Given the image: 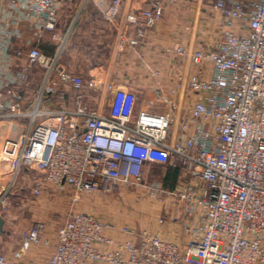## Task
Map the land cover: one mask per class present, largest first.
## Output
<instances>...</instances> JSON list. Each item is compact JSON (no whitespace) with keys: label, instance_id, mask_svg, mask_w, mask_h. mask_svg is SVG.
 <instances>
[{"label":"built area","instance_id":"2783aa9c","mask_svg":"<svg viewBox=\"0 0 264 264\" xmlns=\"http://www.w3.org/2000/svg\"><path fill=\"white\" fill-rule=\"evenodd\" d=\"M62 1L0 0V126L15 132L0 140V160L13 172L36 173L34 196L46 184L70 188L72 202L83 192L142 186L164 209L139 230L69 211L47 264H264V0H214L225 28L213 46L166 50L188 55L195 71L178 74L167 92L155 90L165 110L136 109L135 92L115 88L107 114L91 109L83 92L93 80L65 71L38 46L47 33L60 40ZM174 1L148 0L129 11L134 37L121 42H141ZM121 4L109 0L103 15L113 18ZM34 66L41 74L31 90ZM189 92L195 98L184 105L179 93ZM52 95L59 107L41 108ZM154 164L180 169L173 187L148 179ZM10 208L6 187L3 220ZM45 230L34 221L20 237L47 245ZM0 264L20 262L0 253Z\"/></svg>","mask_w":264,"mask_h":264},{"label":"crops","instance_id":"0c3cea01","mask_svg":"<svg viewBox=\"0 0 264 264\" xmlns=\"http://www.w3.org/2000/svg\"><path fill=\"white\" fill-rule=\"evenodd\" d=\"M213 1L175 0L172 3L165 2L162 18L147 31L141 42L135 46H129L127 42H121V38L134 37V28L127 23L125 16L131 10L146 7L148 0H122L118 12L111 19H107L103 15L109 0H63L57 23L60 40H53L47 33L38 46L46 56L56 57L57 64L65 71L80 76L84 82L89 80L95 82L94 88L84 85L83 92L91 109H95L98 113L107 114L115 88L134 91L138 97L136 109L161 112L165 110V106L156 103L155 90L161 88L167 92L174 85L178 74L195 71L189 62L188 55L180 57L173 52L168 53L166 50L176 43L188 52L197 48L207 50L213 46L216 36L225 28L221 16L212 9ZM31 74L33 75L31 90H34L40 81L41 69L34 66L31 69ZM65 93L68 96L67 90ZM193 98H195L193 93H186L184 98L179 93V99L184 105H187ZM25 103L26 101L23 102V104ZM58 104L60 102L57 95H52L43 99L40 107L54 110L59 107ZM63 105H67L68 109L71 108L68 99L63 102ZM14 133L7 131L3 125L0 126V140L7 134L14 135ZM5 163L0 160V169L2 170L1 167L4 169L1 173L7 171ZM156 166L160 165H153V167ZM161 167L165 168V166ZM13 174V183L9 185L5 182V177L2 180L0 178V190L9 187L11 204L18 198L19 201H22L20 202L22 206L19 209L30 206V201L22 200L23 196L19 193L20 191L18 192V190L24 189L16 186L12 190V186L13 184L18 185L20 178H26L25 176L30 174L31 177L27 184L31 187L30 193L32 194L36 173L21 169ZM16 176H19L18 181H16ZM50 188L53 186L46 184L43 189L49 190ZM119 195L122 200L127 197L130 202H125L122 207L117 206L116 210L106 209L108 216H98L116 226L126 225L139 230L147 227L164 209L163 205L157 203V207L153 210L149 206L150 198H147V200L139 201V206L137 209L135 208L138 214L135 216L129 209L130 203H133V197L124 194V192ZM50 197L51 194H43L42 199L31 210L39 208L41 214L38 216H42L44 219L55 216L53 213L63 215L65 211H68L67 208V210H53L48 204ZM33 213L28 221L24 220L25 228L34 221L45 222L34 218L37 212ZM45 213L50 215L46 217ZM21 219L22 217L19 218V223H21ZM6 220L7 218L4 219V232L0 234V253L17 258L20 264H47L56 243V236L49 230H45V237L49 242L47 245L25 244L20 237L5 242L8 234L5 230ZM110 234L115 239L127 237L126 234L119 232L111 231Z\"/></svg>","mask_w":264,"mask_h":264},{"label":"rangeland","instance_id":"374dc122","mask_svg":"<svg viewBox=\"0 0 264 264\" xmlns=\"http://www.w3.org/2000/svg\"><path fill=\"white\" fill-rule=\"evenodd\" d=\"M24 123H27V121H23ZM5 163V162H4ZM5 166L7 167V171L1 173L2 170L0 169V178L1 180L4 178L5 182L8 183V185L10 183H13V178H14V172L12 169V166L10 164L5 163ZM162 171V167L161 166H156V167H152L149 171H148V175L152 176V175H157L160 174ZM30 175V174H29ZM25 176L26 178H20V182L19 184H13L12 186V190L15 189V187L17 186L18 188H23L24 190H18L19 193H21V196H23L22 200L26 201L29 200L30 202V206H25V208H21L19 209L20 206H22V204H20V202L18 199H16L14 201L13 206H11V208L9 209V211L6 213L7 214V220H6V225H5V230L8 232L6 238H5V242H10L13 239H17L20 237V232L25 229L26 225H25V221L29 220L31 218V214L34 212L37 215L34 218H39L41 220H44L46 222V230L55 235L56 236V231H57V227L64 221L66 214L69 211H75V212H83V211H89V212H93L94 214H96L97 216H108V214L106 213V209L109 210H116L117 206L122 207V205H124L125 202H130V200H128V198H124L126 200H122L120 198V193L124 194H128L130 196L133 197V203H130L129 209L131 210L132 215L134 214H138V211L135 210V208L137 209V207L139 206V201L140 200H147V193L145 192V190L143 189L142 186L139 187H135V188H131V187H126V186H119L118 188L114 189L110 194H100V193H80L79 195V199L75 202L71 201V197H72V191L70 188L65 187V188H58L53 186V188H50L49 190H45L43 189L41 194L38 196H34L30 193V186L27 184L28 179L31 176ZM148 178L150 181H158L155 176ZM16 181H18L19 176H16ZM14 187V189H13ZM51 194V197L49 198V202L48 204H50V206L52 207L53 210H62V209H68V211H63V215H56L55 213H53V217L49 218V219H44L42 216H38L39 214H41V210L39 208L35 209L34 211L31 210V208H33L37 203H39V201L42 199L43 194ZM24 194V195H22ZM118 195V196H117ZM49 197V196H47ZM109 198V199H108ZM132 201V200H131ZM151 201V200H150ZM152 202V201H151ZM150 202V208H155L157 207V203H151ZM11 204V205H12ZM20 204V205H19ZM154 204V205H153ZM147 205V204H146ZM66 209V210H67ZM31 210V211H30ZM121 211V209H119ZM154 210V209H153ZM33 213V214H34ZM49 213V212H48ZM131 214V213H130ZM46 217L47 214L45 213ZM44 215V216H45ZM136 216V215H135ZM22 217L21 219V223H19V218ZM23 220V221H22ZM25 220V221H24ZM24 222V223H22ZM5 236V235H4ZM21 238V237H20ZM10 240V241H9ZM12 243V242H11Z\"/></svg>","mask_w":264,"mask_h":264},{"label":"trees","instance_id":"16d2710c","mask_svg":"<svg viewBox=\"0 0 264 264\" xmlns=\"http://www.w3.org/2000/svg\"><path fill=\"white\" fill-rule=\"evenodd\" d=\"M179 168L165 167L162 168L160 174L154 175L165 187L171 188L176 184L178 175L180 174ZM162 175V176H161Z\"/></svg>","mask_w":264,"mask_h":264},{"label":"water","instance_id":"95a60500","mask_svg":"<svg viewBox=\"0 0 264 264\" xmlns=\"http://www.w3.org/2000/svg\"><path fill=\"white\" fill-rule=\"evenodd\" d=\"M3 225H4V220L2 217H0V234L4 232Z\"/></svg>","mask_w":264,"mask_h":264}]
</instances>
